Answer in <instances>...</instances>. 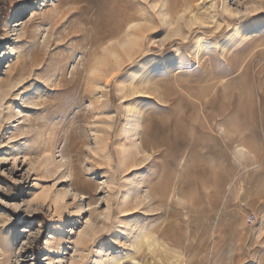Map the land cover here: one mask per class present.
<instances>
[{"label":"rangeland","instance_id":"1","mask_svg":"<svg viewBox=\"0 0 264 264\" xmlns=\"http://www.w3.org/2000/svg\"><path fill=\"white\" fill-rule=\"evenodd\" d=\"M263 96L264 0H0V264H264Z\"/></svg>","mask_w":264,"mask_h":264},{"label":"bare ground","instance_id":"2","mask_svg":"<svg viewBox=\"0 0 264 264\" xmlns=\"http://www.w3.org/2000/svg\"><path fill=\"white\" fill-rule=\"evenodd\" d=\"M116 2H117V0H115ZM79 76H74V77H72L70 80H69V83H71V84H75L76 83V81L77 80H79ZM73 87V86H72ZM82 97V96H81ZM264 97V96H263ZM244 148V147H243ZM243 148H241V149H239V151L241 152V153H244L246 150L245 149H243ZM238 151V152H239ZM155 234H153V233H148V234H145L141 239H140V241H139V243H138V252H141L142 250H143V248H144V246L148 243L149 245H152V242L153 243H155V245L157 244V241L158 240H155L154 238H155V236H154ZM150 248V247H149ZM2 255H3V253L1 252V250H0V259L2 258ZM131 260H133V262H132V264H142L138 259H136V256H130L129 257Z\"/></svg>","mask_w":264,"mask_h":264}]
</instances>
